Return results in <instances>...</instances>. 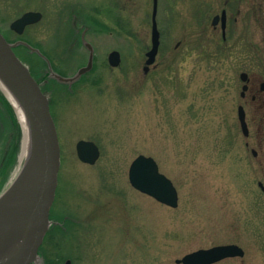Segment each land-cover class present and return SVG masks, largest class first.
<instances>
[{"label":"rangeland","instance_id":"obj_1","mask_svg":"<svg viewBox=\"0 0 264 264\" xmlns=\"http://www.w3.org/2000/svg\"><path fill=\"white\" fill-rule=\"evenodd\" d=\"M152 1L0 0V33L39 50L54 73L74 76L88 60L84 43L94 49L92 69L70 85L45 78L49 69L36 53L15 49L49 97L60 146L50 210L56 227L42 260L177 264L196 250L235 244L244 256L215 264H264V101L259 109L242 99L239 77L264 82V0H157L160 45L145 73ZM225 8L222 41L211 21ZM25 12L42 18L19 36L10 25ZM113 51L117 67L108 62ZM13 114L0 99V192L20 154ZM79 140L97 145L94 165L78 160ZM139 155L153 158L173 183L176 208L130 186L128 168Z\"/></svg>","mask_w":264,"mask_h":264},{"label":"water","instance_id":"obj_2","mask_svg":"<svg viewBox=\"0 0 264 264\" xmlns=\"http://www.w3.org/2000/svg\"><path fill=\"white\" fill-rule=\"evenodd\" d=\"M157 0H153L151 49L147 53L146 65H151L158 52L159 31L156 24ZM39 12H26L13 21L10 29L21 35L25 28L39 22ZM224 17L222 18V20ZM25 46L43 58L48 65L49 76L63 84H72L93 67L94 49L84 43L89 52L87 63L72 77L54 73L47 59L39 50L25 42L9 43L0 33V91L8 102L11 99L21 109L29 132L28 152L16 176L0 193V264H43L39 249L44 238L55 224L50 220V209L60 169V146L53 117L50 113L49 97L31 75L28 66L15 54L14 49ZM111 67L120 64V54L108 55ZM147 69V68H145ZM244 80V77L242 75ZM239 120L245 135V116L240 108ZM77 158L93 165L99 158V149L91 141L80 140L75 145ZM130 185L157 202L176 208L178 194L172 182L159 172L156 162L143 155L136 157L128 169ZM244 251L237 245H220L189 253L175 262L177 264H214L228 258L243 257ZM64 264H71L66 260Z\"/></svg>","mask_w":264,"mask_h":264},{"label":"flooded vegetation","instance_id":"obj_3","mask_svg":"<svg viewBox=\"0 0 264 264\" xmlns=\"http://www.w3.org/2000/svg\"><path fill=\"white\" fill-rule=\"evenodd\" d=\"M223 17H224V19L222 20ZM211 25L214 28H218L220 30L221 39H222V41H225L226 29H227V26L229 25V18L227 15L226 8L222 9L218 15H215L212 18ZM262 43L263 44L261 46L264 47V41ZM147 71H148V68L144 70L145 73H147ZM242 75L244 77V81H243ZM239 77H240V80L243 82V85L241 87L240 97L242 99L248 97L250 100V104L252 106L261 109V103H262V101H264V82L261 80H258L256 82V84L252 85L251 84L252 80H251V78H249V75L247 73H241ZM246 94H247V96H246ZM240 108L242 109V111L244 113L247 131L249 132L248 124H247V112L242 105H239L237 107V115H239V109ZM237 117H238V121H239V116H237ZM253 119H254V121H256L255 117ZM247 136H248V133H247ZM260 148H262V147H260ZM251 154L254 158H258V155H259L258 151L252 149ZM258 187L260 188V190L262 192H264V186L262 185V183L259 182Z\"/></svg>","mask_w":264,"mask_h":264},{"label":"bare ground","instance_id":"obj_4","mask_svg":"<svg viewBox=\"0 0 264 264\" xmlns=\"http://www.w3.org/2000/svg\"><path fill=\"white\" fill-rule=\"evenodd\" d=\"M12 101V108L14 110V112L16 113L17 116V120L20 124V129H21V146H20V154L18 157V165L14 171V173L12 174V179L16 176L19 167L21 165V163L23 162L27 152H28V137H29V132H28V128H27V123L26 120L24 118V115L21 111V109L16 105V103L11 99ZM11 180V179H10Z\"/></svg>","mask_w":264,"mask_h":264},{"label":"trees","instance_id":"obj_5","mask_svg":"<svg viewBox=\"0 0 264 264\" xmlns=\"http://www.w3.org/2000/svg\"><path fill=\"white\" fill-rule=\"evenodd\" d=\"M85 26V25H84ZM85 27H88V26H85ZM46 72V70H43V73H44V75L45 74H47V73H45ZM47 76L45 75V78H46ZM48 78V77H47ZM5 96H4V94L0 91V99H2L5 103H6V106L8 107V110L13 114V112H14V110H13V108H12V106L9 104V102H6L5 101ZM14 115V114H13ZM14 118H15V115H14ZM16 120V119H15ZM17 121V120H16ZM15 131H16V137H15V146H13V153L15 154V156H16V154H17V151H18V143H17V141H18V132H19V126H18V123H17V126H16V128H15ZM13 165V161H12V163L9 165V168L11 167ZM54 227H56V226H52L51 227V231L53 230V228ZM44 253L45 252H43V250H41V254H42V256H43V259L45 258V256H44Z\"/></svg>","mask_w":264,"mask_h":264}]
</instances>
